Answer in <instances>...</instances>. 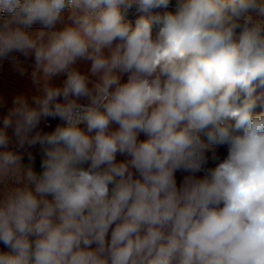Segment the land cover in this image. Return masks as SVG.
I'll return each mask as SVG.
<instances>
[{
  "label": "clouds",
  "instance_id": "9594fccd",
  "mask_svg": "<svg viewBox=\"0 0 264 264\" xmlns=\"http://www.w3.org/2000/svg\"><path fill=\"white\" fill-rule=\"evenodd\" d=\"M5 64L0 264H264V0H0Z\"/></svg>",
  "mask_w": 264,
  "mask_h": 264
},
{
  "label": "crops",
  "instance_id": "0c3cea01",
  "mask_svg": "<svg viewBox=\"0 0 264 264\" xmlns=\"http://www.w3.org/2000/svg\"><path fill=\"white\" fill-rule=\"evenodd\" d=\"M30 88V82L27 78L21 79L13 73L10 65L5 64L0 68V92L11 97L17 91L27 90ZM178 182L181 174H177Z\"/></svg>",
  "mask_w": 264,
  "mask_h": 264
},
{
  "label": "rangeland",
  "instance_id": "374dc122",
  "mask_svg": "<svg viewBox=\"0 0 264 264\" xmlns=\"http://www.w3.org/2000/svg\"><path fill=\"white\" fill-rule=\"evenodd\" d=\"M257 96H264V89H260L258 88L257 89V93H256Z\"/></svg>",
  "mask_w": 264,
  "mask_h": 264
},
{
  "label": "built area",
  "instance_id": "2783aa9c",
  "mask_svg": "<svg viewBox=\"0 0 264 264\" xmlns=\"http://www.w3.org/2000/svg\"><path fill=\"white\" fill-rule=\"evenodd\" d=\"M220 151H221V153H224V154H226L224 149H221Z\"/></svg>",
  "mask_w": 264,
  "mask_h": 264
}]
</instances>
